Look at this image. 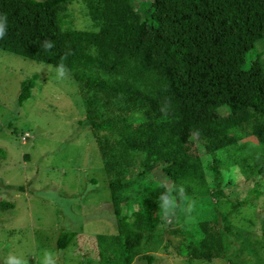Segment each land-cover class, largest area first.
<instances>
[{"label": "trees", "instance_id": "16d2710c", "mask_svg": "<svg viewBox=\"0 0 264 264\" xmlns=\"http://www.w3.org/2000/svg\"><path fill=\"white\" fill-rule=\"evenodd\" d=\"M71 1L0 0V50L72 72L102 158L116 229L94 236L97 263L130 264L139 253L151 263L148 251L165 215L164 253L241 264L226 243L229 215L239 201L224 211L214 206L196 220L181 221L180 209L197 204V197L201 204L221 195L222 170L230 166L255 187L264 176V68L258 52L246 60L264 39V0H150L132 37L93 51L82 48L76 31L61 30L70 23L58 17L65 15L61 5ZM139 48L152 66L138 74L147 91L131 97L115 75L135 71L127 57ZM156 69L166 70L169 89H160L164 79ZM37 78L20 81L19 105L31 98ZM132 108L154 121H137L138 115H128ZM155 171L169 184L143 181ZM12 207L0 200V210ZM75 234L60 231L56 247L64 249Z\"/></svg>", "mask_w": 264, "mask_h": 264}, {"label": "rangeland", "instance_id": "374dc122", "mask_svg": "<svg viewBox=\"0 0 264 264\" xmlns=\"http://www.w3.org/2000/svg\"><path fill=\"white\" fill-rule=\"evenodd\" d=\"M148 1L73 0L61 5L65 15L58 17L70 22L61 30L64 34L76 31L81 45L86 44L82 48L93 51L112 40L132 37ZM257 52L264 68V39L255 44L246 60ZM127 58L135 71H117V84L122 91L129 89L131 97H140L147 89L141 90L138 74L142 67L152 65L143 48ZM156 70L164 79L160 89H169L166 70ZM31 74L38 76L36 86L31 98L19 105V83ZM78 93L71 70L0 50V200L13 202L12 208L0 210V264H7L9 257L20 264H98L94 236L116 231L102 158ZM134 109L129 116L138 115ZM138 116L137 121H154L145 114ZM192 149L197 154L200 151L194 144ZM136 170L134 167L130 174ZM222 177V194L209 195L201 204L198 197L197 204L186 202L180 220L209 215L214 206L224 211L239 201L229 215L227 249L241 264H263L264 176L256 187L236 166L223 169ZM149 180L169 184L159 171L143 178ZM119 206L125 210L124 203ZM161 218V232L148 251L153 261L147 263L139 253L130 264H228L222 258L186 260L164 253L161 246L170 218ZM62 230L76 234L64 249H58L55 241Z\"/></svg>", "mask_w": 264, "mask_h": 264}, {"label": "clouds", "instance_id": "9594fccd", "mask_svg": "<svg viewBox=\"0 0 264 264\" xmlns=\"http://www.w3.org/2000/svg\"><path fill=\"white\" fill-rule=\"evenodd\" d=\"M4 34H5L4 24H3V22H0V37H3ZM7 264H20V261L9 257ZM49 264H50V262H49Z\"/></svg>", "mask_w": 264, "mask_h": 264}]
</instances>
